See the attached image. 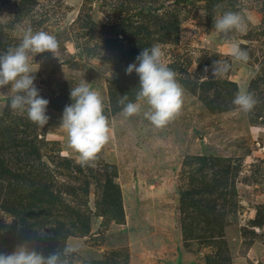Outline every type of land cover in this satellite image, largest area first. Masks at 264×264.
Segmentation results:
<instances>
[{
    "label": "rangeland",
    "instance_id": "1",
    "mask_svg": "<svg viewBox=\"0 0 264 264\" xmlns=\"http://www.w3.org/2000/svg\"><path fill=\"white\" fill-rule=\"evenodd\" d=\"M216 4L251 17L236 36L249 61L223 78L212 74L213 61L232 62L212 31ZM28 26L60 43L58 57L34 58L50 119L39 127L13 115L10 85L0 90V177L36 172L35 187L53 196L32 206L25 195L38 214L24 220L0 199V252L27 242L47 255L70 241L82 246L76 264H264V0H0V52ZM153 44L185 90L163 128L118 115L119 97L135 101L139 85L125 69ZM81 78L112 129L93 166L77 162L59 128ZM240 87L258 101L248 114L232 104Z\"/></svg>",
    "mask_w": 264,
    "mask_h": 264
},
{
    "label": "clouds",
    "instance_id": "2",
    "mask_svg": "<svg viewBox=\"0 0 264 264\" xmlns=\"http://www.w3.org/2000/svg\"><path fill=\"white\" fill-rule=\"evenodd\" d=\"M213 13L212 31L222 37L232 61H213V77L223 78L234 63L249 61L248 51L241 47L236 36L247 33L251 17L246 9L224 10L221 4L214 5ZM59 47L55 35L28 26L21 31L18 44L0 52V90L10 85L6 92L8 107L13 115H26L39 127L48 124L50 102L41 96L35 85L34 74L40 65L34 62V58L45 52L58 57ZM163 55L161 46L153 44L143 48L136 62L127 66L126 74L136 73L139 85L135 101H131L128 94L119 97L121 111L118 115L127 119L142 114L152 126L163 128L180 114L185 90L176 72L163 61ZM208 70L205 68L204 71L207 73ZM70 99L73 102L65 106L59 128L66 136L67 147L77 154V162L81 166H93L98 154L111 139V123L105 114L103 97L92 87V83L81 78L75 86L72 84ZM257 103L254 94L244 87L238 89L232 100L235 110L243 114L250 113ZM39 234L45 235L42 232ZM81 252L82 246L70 241H64L47 255L27 242H21L11 252H0V264H76Z\"/></svg>",
    "mask_w": 264,
    "mask_h": 264
},
{
    "label": "trees",
    "instance_id": "3",
    "mask_svg": "<svg viewBox=\"0 0 264 264\" xmlns=\"http://www.w3.org/2000/svg\"><path fill=\"white\" fill-rule=\"evenodd\" d=\"M20 171V170H18ZM17 172H12L10 175L13 180H11L10 176L0 177V180L4 181L6 183V187L4 186V190L0 189V199L3 200L4 203H2V207H5L7 211L12 213L13 215L17 217H21L22 220H24L26 217H35L36 214H28L26 211L32 208L34 205V202L36 205L40 201H46L47 198H50L53 196L51 192H46L45 190H41L38 188V186L35 187L33 183L37 182V173L36 172H30L25 175H18ZM30 181H32L30 183ZM25 184H24V183ZM27 183H30L31 185V191L28 190V186L25 188V185ZM52 195H51V194ZM3 194V198H2ZM25 195L29 196V201H31L32 206H29L27 203V200L25 198ZM25 217V218H24Z\"/></svg>",
    "mask_w": 264,
    "mask_h": 264
},
{
    "label": "water",
    "instance_id": "4",
    "mask_svg": "<svg viewBox=\"0 0 264 264\" xmlns=\"http://www.w3.org/2000/svg\"><path fill=\"white\" fill-rule=\"evenodd\" d=\"M176 264H185L184 261L180 258Z\"/></svg>",
    "mask_w": 264,
    "mask_h": 264
}]
</instances>
